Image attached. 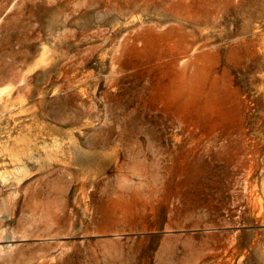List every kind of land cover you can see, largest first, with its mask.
I'll list each match as a JSON object with an SVG mask.
<instances>
[{
    "label": "rangeland",
    "instance_id": "rangeland-1",
    "mask_svg": "<svg viewBox=\"0 0 264 264\" xmlns=\"http://www.w3.org/2000/svg\"><path fill=\"white\" fill-rule=\"evenodd\" d=\"M110 1L0 0V264H264V0Z\"/></svg>",
    "mask_w": 264,
    "mask_h": 264
},
{
    "label": "bare ground",
    "instance_id": "bare-ground-1",
    "mask_svg": "<svg viewBox=\"0 0 264 264\" xmlns=\"http://www.w3.org/2000/svg\"><path fill=\"white\" fill-rule=\"evenodd\" d=\"M105 3V4H111V1L110 0H98V3ZM90 3V2H89ZM91 3L88 5L90 6ZM114 5H118L120 8H124V9H134L135 7H137V2L136 0H120L119 2H117L116 4ZM90 10H93L92 8L91 9H86L85 12H90ZM58 37V36H57ZM5 88H1L0 89V93L4 90ZM32 126V125H31ZM27 146V145H26ZM25 146V147H26ZM28 149V148H27ZM20 154V153H19ZM17 158L14 159V161L16 162V165L18 167H23L24 166V159L22 157H18L16 156ZM26 159V158H25ZM13 161V160H12ZM257 209V208H256ZM258 215L260 214L261 215V212H260V208L258 209ZM264 217L263 215H261V218ZM264 219V218H263ZM264 261V260H263Z\"/></svg>",
    "mask_w": 264,
    "mask_h": 264
}]
</instances>
